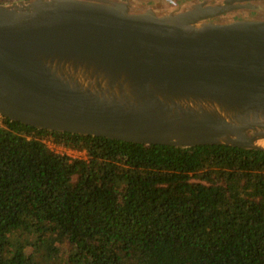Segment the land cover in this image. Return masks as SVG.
<instances>
[{
    "label": "water",
    "instance_id": "1",
    "mask_svg": "<svg viewBox=\"0 0 264 264\" xmlns=\"http://www.w3.org/2000/svg\"><path fill=\"white\" fill-rule=\"evenodd\" d=\"M0 116L147 146L264 152V0L0 4Z\"/></svg>",
    "mask_w": 264,
    "mask_h": 264
},
{
    "label": "trees",
    "instance_id": "2",
    "mask_svg": "<svg viewBox=\"0 0 264 264\" xmlns=\"http://www.w3.org/2000/svg\"><path fill=\"white\" fill-rule=\"evenodd\" d=\"M0 264H264V152L147 146L0 116Z\"/></svg>",
    "mask_w": 264,
    "mask_h": 264
},
{
    "label": "flooded vegetation",
    "instance_id": "3",
    "mask_svg": "<svg viewBox=\"0 0 264 264\" xmlns=\"http://www.w3.org/2000/svg\"><path fill=\"white\" fill-rule=\"evenodd\" d=\"M139 1H142V2H147V4H152V5H166V6H177L179 4H184V3H187L185 1L187 0H139ZM192 1V0H190ZM188 1V2H190ZM227 20H230V21H235V20H252L254 18V13L253 12H241V13H230V14H227ZM214 21V20H213Z\"/></svg>",
    "mask_w": 264,
    "mask_h": 264
},
{
    "label": "built area",
    "instance_id": "4",
    "mask_svg": "<svg viewBox=\"0 0 264 264\" xmlns=\"http://www.w3.org/2000/svg\"><path fill=\"white\" fill-rule=\"evenodd\" d=\"M46 144L47 146L60 153V154H65L67 156H69L70 158H83L84 157V153L83 152H79V151H76V150H69V149H64L62 147H58V146H55L53 143H51V141H46Z\"/></svg>",
    "mask_w": 264,
    "mask_h": 264
},
{
    "label": "rangeland",
    "instance_id": "5",
    "mask_svg": "<svg viewBox=\"0 0 264 264\" xmlns=\"http://www.w3.org/2000/svg\"><path fill=\"white\" fill-rule=\"evenodd\" d=\"M0 1H2V0H0ZM172 7V6H171ZM255 15H254V18H255V16H256V13L255 12H253Z\"/></svg>",
    "mask_w": 264,
    "mask_h": 264
}]
</instances>
